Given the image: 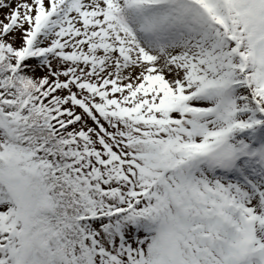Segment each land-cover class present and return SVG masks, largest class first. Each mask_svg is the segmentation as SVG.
Here are the masks:
<instances>
[{
	"label": "snow or ice",
	"instance_id": "6c2138e0",
	"mask_svg": "<svg viewBox=\"0 0 264 264\" xmlns=\"http://www.w3.org/2000/svg\"><path fill=\"white\" fill-rule=\"evenodd\" d=\"M0 264H264V0H0Z\"/></svg>",
	"mask_w": 264,
	"mask_h": 264
}]
</instances>
